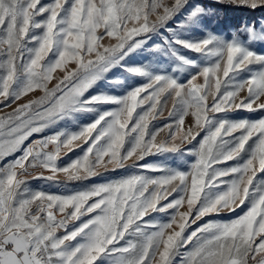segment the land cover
<instances>
[{
    "label": "snow or ice",
    "instance_id": "obj_1",
    "mask_svg": "<svg viewBox=\"0 0 264 264\" xmlns=\"http://www.w3.org/2000/svg\"><path fill=\"white\" fill-rule=\"evenodd\" d=\"M213 3L264 8V0ZM210 11L199 0H0V103L10 107L43 93L0 116V264H264V180L257 182L264 175V52L250 47L264 44V23L244 21L228 39L208 31L194 39ZM141 53L155 71L129 63ZM177 66L189 72L183 82L160 71L175 73ZM113 69L147 83L122 96L91 94ZM57 70L65 74L54 77ZM164 93L174 99L169 115L176 119L153 131L149 117ZM190 111L194 123L181 131ZM240 112L261 115L227 118ZM78 113L96 116L78 131H57L24 147L60 121L75 123ZM165 129L167 139L157 142ZM193 141L198 148L185 152L196 158L190 171L139 163ZM75 148L82 155L61 166V153ZM121 169L161 174L105 179ZM61 173L65 183L98 176L103 182L66 194L29 187V177L58 182ZM169 209L167 221L151 215ZM222 213L235 216L186 233Z\"/></svg>",
    "mask_w": 264,
    "mask_h": 264
},
{
    "label": "rangeland",
    "instance_id": "obj_2",
    "mask_svg": "<svg viewBox=\"0 0 264 264\" xmlns=\"http://www.w3.org/2000/svg\"><path fill=\"white\" fill-rule=\"evenodd\" d=\"M52 2V0H41L42 4H48ZM200 3L206 5L211 11L208 16L204 18L203 23L207 26L206 29H194L192 32V36L194 39H199L200 36L203 34L204 31L212 32L218 36H221L225 39H228L231 37L232 32L235 30V28L241 24L244 21H252L257 20L259 22L264 23V8L257 9L255 11H252L248 8L243 7H234L231 5H223V4H215L213 3V0H199ZM246 13L250 16L246 17H240L239 13ZM256 17H253V16ZM258 17V18H257ZM39 19V18H38ZM157 42H159V38H156ZM241 39H246V37L241 35ZM107 38L102 43H107ZM250 47L253 48V50L258 52H264V44L259 43H252L250 44ZM184 54L191 57L199 59L198 54L187 52V50H184ZM196 56V57H195ZM130 64H136V63H143L145 68H148L149 71H155V68H149L148 65V58L146 54H132L131 60L129 61ZM69 68L75 67L73 64L68 65ZM257 67V66H253ZM178 71L175 73H171V68H166L160 71H166L168 74L175 75L178 79L183 82L185 79H187L189 72L185 71L179 66H177ZM65 73L60 72L57 70L56 73H54V77H62ZM201 82L202 79H201ZM56 83V79L54 78L48 85L49 88H51ZM147 83L146 79L143 77H131L130 74L123 73L119 69H113L111 73L108 76V79L105 81L98 82V85L94 87L93 90H91V94H95L96 92H106L111 95L116 96H122L126 94L127 91L134 88L135 86L139 84ZM245 93H241V95H244ZM41 95H43L42 92L39 90H36L34 92L29 93L28 95L21 98V100L17 101L15 104H12L10 107H5L3 103H0V116H4L8 113H11L13 109L19 105V104H25L28 103L31 100L39 98ZM143 95V94H142ZM161 104L158 105L157 114L155 115V118H152V116L149 117V127L151 130L155 131L160 128H164L165 125L173 123L176 119L174 116H170L169 113L173 109L174 105V99L170 96H168L167 93L162 94L160 97ZM210 103V100H209ZM116 105H98L97 108L100 111L104 110H111L116 108ZM148 108V103H145V105L142 106V108H138L136 110V113L133 115L135 116L137 113H141L144 110ZM261 113H248V112H240V113H230L228 114L227 118L232 120L237 119H258L260 117ZM96 113H78L75 115V123L71 119H66L64 121H60L57 125L53 127L46 128L43 132L33 134V136L29 137L27 141H25L24 147H27L29 144H31L34 140H38L42 137L52 135L54 132L57 131H78L79 128L82 125L91 123L93 119L95 118ZM185 123L181 126V131H187V129L194 123L193 117L191 116V111L187 116L184 117ZM167 129L164 131L159 132L157 135V142H161L163 140L167 139L166 136ZM203 133L201 136L197 137V141L202 138ZM197 141H193L190 145H185V149H181L180 151L176 153H163V154H157V155H149L146 156L143 161H140L141 164H147V165H160L165 168L170 169H179L180 171H190V165L195 162V157L191 155H186L185 152L187 149H192L195 146L198 148ZM168 143L171 144L172 141L168 140ZM20 153H16L15 155L18 156ZM82 155V152L80 148H75L74 151L68 152L67 155H64L63 152L61 153V156L58 158V163L61 166H64L68 163H70L72 160L76 159L77 156ZM14 159V156H9L6 158V160H12ZM127 164H131L132 160H129L126 162ZM232 163V162H229ZM0 166H2V162H0ZM100 171H103V169H100ZM130 171H137V172H144L146 175L150 176H159L161 173L159 172H148L145 169H129V170H117L116 172L109 171L105 175V179H115L119 178V176L122 175H128L130 174ZM49 174V173H45ZM29 179V187L33 191H44V192H50L55 194H66L69 192H76L82 190V184L83 185H90L92 183H100L103 182L101 178L94 177L89 181L84 182H66L64 175L58 174V182H47L43 180H34ZM264 180V175L258 174L257 182ZM170 187V186H169ZM261 188L264 189V184H261ZM176 197V194L173 193L172 195L168 196L167 200H162L161 204H166L169 201L173 200ZM187 210V203L179 208L180 212H184ZM174 210L169 209L168 213H153L152 216L157 217L158 219L162 221H167L169 218V214H171ZM237 212H240V209H237ZM235 214H229V213H222L219 217L217 216H211V217H204L201 221H198L197 224L191 225L190 228H187V232H191L194 230L198 225L203 224L207 222L209 219H230L234 218ZM59 219V215L57 216ZM179 219V217H177Z\"/></svg>",
    "mask_w": 264,
    "mask_h": 264
},
{
    "label": "trees",
    "instance_id": "obj_3",
    "mask_svg": "<svg viewBox=\"0 0 264 264\" xmlns=\"http://www.w3.org/2000/svg\"><path fill=\"white\" fill-rule=\"evenodd\" d=\"M239 16L240 17H246V16H250L249 14L247 15L246 13H242V12H240L239 13ZM251 16H253V15H251ZM253 17H256V16H253ZM258 18V17H257Z\"/></svg>",
    "mask_w": 264,
    "mask_h": 264
},
{
    "label": "built area",
    "instance_id": "obj_4",
    "mask_svg": "<svg viewBox=\"0 0 264 264\" xmlns=\"http://www.w3.org/2000/svg\"><path fill=\"white\" fill-rule=\"evenodd\" d=\"M49 150H51V146H49Z\"/></svg>",
    "mask_w": 264,
    "mask_h": 264
}]
</instances>
